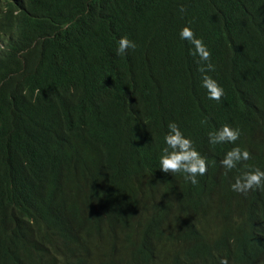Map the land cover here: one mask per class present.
<instances>
[{"label":"trees","instance_id":"1","mask_svg":"<svg viewBox=\"0 0 264 264\" xmlns=\"http://www.w3.org/2000/svg\"><path fill=\"white\" fill-rule=\"evenodd\" d=\"M172 122L210 158L196 185L160 169ZM225 125L240 138L211 144ZM233 146L252 158L227 171ZM251 166L264 0H0V264H264V192L231 188Z\"/></svg>","mask_w":264,"mask_h":264},{"label":"clouds","instance_id":"2","mask_svg":"<svg viewBox=\"0 0 264 264\" xmlns=\"http://www.w3.org/2000/svg\"><path fill=\"white\" fill-rule=\"evenodd\" d=\"M181 12L186 11L184 6L180 8ZM181 39L188 40L194 47L193 55L199 56V62H203L199 71L202 75V87L207 89L208 98L219 101L224 96V89L207 73L214 71V65L211 63V52L204 45L203 41L197 39L190 26H185L180 32ZM136 43L128 37H122L119 40L117 55H125L127 50H135ZM168 133L165 136L167 147L163 149L160 157V169L165 173L173 175L184 173L185 181L196 185L203 177L208 175L211 169L210 158L194 148L192 141L186 138L179 126L175 123H169ZM241 135V130L232 128L228 125L223 126L216 132L209 133V142L213 145L222 143H235ZM252 154L241 146H233L221 160L222 166L227 170L238 169L244 162L250 160ZM247 167V165H245ZM227 171L225 175H227ZM232 191L243 195H249L253 191L264 192V170L251 166L240 169L236 176L235 183L231 185ZM220 264H228L226 258L221 259Z\"/></svg>","mask_w":264,"mask_h":264}]
</instances>
